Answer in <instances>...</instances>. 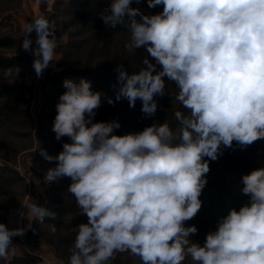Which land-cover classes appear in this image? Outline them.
I'll return each mask as SVG.
<instances>
[{
  "label": "clouds",
  "instance_id": "clouds-1",
  "mask_svg": "<svg viewBox=\"0 0 264 264\" xmlns=\"http://www.w3.org/2000/svg\"><path fill=\"white\" fill-rule=\"evenodd\" d=\"M133 3L141 0H111L103 15L111 28L127 20L125 47L148 54L139 71L117 68L115 101L135 107L139 100L144 117H152L155 98L165 95L170 81L187 114L175 112L176 130L154 122L117 135V120L94 122L102 94L91 81H63L52 131L69 142L56 156L41 155L56 161L44 179L51 184L70 178L67 191L87 216L77 227L68 264H108L124 252L142 264H184L189 257L195 264H264V167L242 176L248 203L220 217L203 245L190 238L197 227L186 226L202 207L209 161L234 142L245 149L264 139V0H147L149 8L162 7L152 15ZM22 32L21 47L33 55L41 78L56 61L55 27L38 15ZM13 72L20 68L5 74ZM22 205L40 224L56 219L38 203ZM49 227L57 231L55 223ZM25 231L0 223V259L15 254L13 238Z\"/></svg>",
  "mask_w": 264,
  "mask_h": 264
},
{
  "label": "rangeland",
  "instance_id": "rangeland-1",
  "mask_svg": "<svg viewBox=\"0 0 264 264\" xmlns=\"http://www.w3.org/2000/svg\"><path fill=\"white\" fill-rule=\"evenodd\" d=\"M110 3L111 0H0V35L15 40L12 47H0V57H18L16 66L20 68L18 75L15 72L6 75V69L0 67V87L5 86L11 91L9 95H0V223L8 227L11 209L25 203H38L56 214L55 220L46 218L40 224L32 220L23 206L22 228L26 229L21 236L23 246H20V240L13 241L15 254L10 253L8 259H0V264H68L74 250L77 227L87 223V216L80 214L75 198L67 191L70 178L65 177L51 184L44 179L46 171L55 167L56 161L45 160L41 151L56 156L62 151V145L69 142L67 137L57 140L52 131L57 114L56 104L66 91L63 86L65 79L76 83L81 78L91 81L92 90L102 94V103L95 110L94 122L117 120L121 125L115 130L117 135L142 131L154 122L170 125L176 120V111L187 114V110L175 99L178 90L170 81L166 82V99L157 97L158 108L152 117H144L139 100L135 107H130L127 100L115 101L117 68L122 67L129 74L139 71L145 67L146 49L129 51L125 47L130 40L129 31L93 28L71 12L77 7L91 12L106 11ZM132 7L148 14L162 11L161 6L149 8L147 0L133 3ZM38 15H44L54 25L59 41L55 50L56 61L50 64L41 78L36 76L32 67L33 55L21 47L24 24ZM32 38L35 40V32ZM109 98L113 99V104L108 103ZM209 167L207 184L200 196L201 213L186 222V226L197 227L198 232L190 238L201 245L206 234L216 229L218 219L226 214L216 211L214 215H209L211 204L204 203L202 199L208 201L206 199L210 197L214 200V192L217 191L220 205L229 200H237L241 206L248 203L249 197L242 193V176L264 167V139L245 149L235 142L232 148L222 147V155L215 161H209ZM51 223L56 224L55 233L50 231ZM108 264L142 262L139 257L124 252L117 253ZM184 264L195 262L189 257Z\"/></svg>",
  "mask_w": 264,
  "mask_h": 264
},
{
  "label": "trees",
  "instance_id": "trees-1",
  "mask_svg": "<svg viewBox=\"0 0 264 264\" xmlns=\"http://www.w3.org/2000/svg\"><path fill=\"white\" fill-rule=\"evenodd\" d=\"M71 10V9H69ZM74 15H76L80 20H82L83 22H85L87 25H89L90 27H93V28H109L113 31H117V32H120V31H128L127 29V26H126V23H127V20L125 21V24L123 25H117L115 28H111L109 27L108 25H106L103 21V15H107V11L105 10H98V11H88L87 9H84V8H76V9H72L71 11ZM141 13L145 14V15H152V14H156L158 12H154L152 14H148L146 12H143V11H140ZM139 19V17H138ZM15 44V40L10 37V36H2L0 35V47H12L13 45ZM19 58L18 57H15V56H12V57H0V67L4 68V69H9V68H14L16 66V63H17V60ZM149 59L151 60V57H149ZM154 62V61H153ZM176 86V85H175ZM177 88V87H176ZM178 90V89H177ZM11 93V91H9V89H7L5 86H2L0 87V95H9ZM173 94V92L171 93ZM158 98L160 96H157ZM155 98V99H158V98ZM163 99H166V96H162ZM179 125V122L177 120L175 121H172L170 123V127L173 129L174 127L178 126ZM214 200L210 197H208L206 200L208 201H205V198H203L202 200L207 203H210L211 205H209V215H214L217 212L219 211H222L223 213H226L225 215H227V213L229 212L230 209L232 208H235V209H239L241 207V204L239 201H231L229 200V202H225L223 203V205H220L218 203V201L221 199L220 198V194L216 191L214 192ZM201 213V209L200 211L198 212V214Z\"/></svg>",
  "mask_w": 264,
  "mask_h": 264
},
{
  "label": "built area",
  "instance_id": "built-area-1",
  "mask_svg": "<svg viewBox=\"0 0 264 264\" xmlns=\"http://www.w3.org/2000/svg\"><path fill=\"white\" fill-rule=\"evenodd\" d=\"M38 2H51L54 0H36ZM23 214V215H22ZM25 214V209L23 206L14 207L11 209L9 218H8V228H22L23 217ZM20 240V246H23L24 240L21 236H16L13 238V241ZM22 242V243H21Z\"/></svg>",
  "mask_w": 264,
  "mask_h": 264
}]
</instances>
